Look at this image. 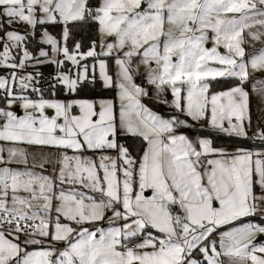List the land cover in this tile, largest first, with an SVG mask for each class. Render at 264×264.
I'll return each instance as SVG.
<instances>
[{"label": "snow or ice", "instance_id": "snow-or-ice-1", "mask_svg": "<svg viewBox=\"0 0 264 264\" xmlns=\"http://www.w3.org/2000/svg\"><path fill=\"white\" fill-rule=\"evenodd\" d=\"M0 69V264H264V0H0Z\"/></svg>", "mask_w": 264, "mask_h": 264}, {"label": "rangeland", "instance_id": "rangeland-1", "mask_svg": "<svg viewBox=\"0 0 264 264\" xmlns=\"http://www.w3.org/2000/svg\"><path fill=\"white\" fill-rule=\"evenodd\" d=\"M143 3H144V0H142V5H143ZM205 46L210 48V47L212 46V42H211V40H209L208 42H206ZM260 47H261L260 44H256V45H255V48H256V49H259ZM218 51L221 52V54H224V52H225V50H224L222 47H221V48H218ZM247 51H248L249 53H251V52L253 51V48H252L251 46H249V47L247 48ZM134 59H135V58H134ZM173 59L175 60V57H174ZM209 66H210V67H215L216 65L213 64L212 62H209ZM112 72H113V73L115 72V66H114V65L112 66ZM0 74H4V70H3V69H0ZM135 79H136V82H137L138 84H142L141 79H140L139 76H137ZM217 79H221V78H217ZM142 86H144V85H142ZM145 86H146V87H149V91H150V93H151V88H150V86H147V85H145ZM28 96H29V98H31V99H38V97L35 96V95H33L30 91H29V93H28ZM44 96H45V98H47V99H51V98H53V97H51V96L49 95V93H48L47 91H45ZM55 98H56V99H65L66 97H62V96H60V93L58 92ZM168 98L171 99L170 92L168 93ZM143 101H144L145 103H147L149 107L153 108V110L158 111V112H160L161 114H165V113H168V112L171 111L167 106H165V105H161V104H157L156 101H155L154 99L150 101V100H148L147 98H143ZM0 106H2V105H0ZM12 110L15 111V112L17 113V115H19V116H22V115L24 114V109L21 108L20 105H19L18 103L13 105ZM29 111H30V110H29ZM44 111H45V114L48 115L50 118L53 117V116H55V110H54V109H51V108H45ZM193 123H194V122H193ZM182 131H184L186 134H188L190 138H196V137H206V136H208L207 134H205V132H206V131H209V130H208L207 128H201V127H199V126H196V127H190V128L182 129ZM256 142L258 143L259 141H256ZM0 143H3V142H0ZM22 146H23V147H29V146H26V145H22ZM223 147H226V148H228L229 150H231V149L233 148V147H231V146H223ZM69 154H71V153H69ZM149 191H150V190H149ZM99 223H100L101 226H106V224H105L104 221H101V222H99ZM257 240H258V241H261V242H264V237H262V236H257Z\"/></svg>", "mask_w": 264, "mask_h": 264}, {"label": "trees", "instance_id": "trees-1", "mask_svg": "<svg viewBox=\"0 0 264 264\" xmlns=\"http://www.w3.org/2000/svg\"><path fill=\"white\" fill-rule=\"evenodd\" d=\"M50 70L51 69H46V71H50ZM60 96L66 97L63 93H60ZM89 98H94V97L90 96ZM95 98H99V97H95ZM205 134L209 135V131H206ZM240 139L241 138L223 136L222 139L214 140V143L217 144V146H231V147H234L235 146V142L240 141ZM252 143H253L252 141H248V142L244 143V146L247 147V146H249ZM255 143H257V142H255Z\"/></svg>", "mask_w": 264, "mask_h": 264}, {"label": "built area", "instance_id": "built-area-1", "mask_svg": "<svg viewBox=\"0 0 264 264\" xmlns=\"http://www.w3.org/2000/svg\"><path fill=\"white\" fill-rule=\"evenodd\" d=\"M142 85H144V84H142ZM145 86V85H144Z\"/></svg>", "mask_w": 264, "mask_h": 264}]
</instances>
